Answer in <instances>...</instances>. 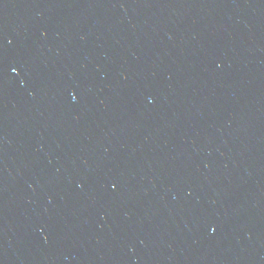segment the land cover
<instances>
[{"label": "water", "instance_id": "water-1", "mask_svg": "<svg viewBox=\"0 0 264 264\" xmlns=\"http://www.w3.org/2000/svg\"><path fill=\"white\" fill-rule=\"evenodd\" d=\"M0 264H264V0H0Z\"/></svg>", "mask_w": 264, "mask_h": 264}, {"label": "snow or ice", "instance_id": "snow-or-ice-1", "mask_svg": "<svg viewBox=\"0 0 264 264\" xmlns=\"http://www.w3.org/2000/svg\"><path fill=\"white\" fill-rule=\"evenodd\" d=\"M13 71H15V69H13Z\"/></svg>", "mask_w": 264, "mask_h": 264}]
</instances>
